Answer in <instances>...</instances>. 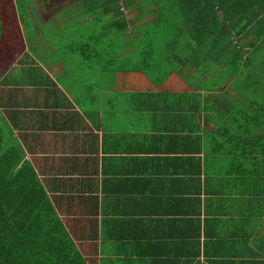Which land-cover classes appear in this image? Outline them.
I'll return each instance as SVG.
<instances>
[{
    "label": "crops",
    "instance_id": "crops-1",
    "mask_svg": "<svg viewBox=\"0 0 264 264\" xmlns=\"http://www.w3.org/2000/svg\"><path fill=\"white\" fill-rule=\"evenodd\" d=\"M109 1L10 0L25 46L0 52L2 138L87 264H264V138H252L264 136V114L250 117L241 101L223 108L246 53L264 58L251 31L264 3L231 6L241 25L251 20L231 36L242 50L228 72L201 40L173 61L158 40L112 36ZM107 30L93 50L91 35ZM39 41L45 52L33 51Z\"/></svg>",
    "mask_w": 264,
    "mask_h": 264
},
{
    "label": "trees",
    "instance_id": "trees-1",
    "mask_svg": "<svg viewBox=\"0 0 264 264\" xmlns=\"http://www.w3.org/2000/svg\"><path fill=\"white\" fill-rule=\"evenodd\" d=\"M261 1L264 3V0ZM109 2L111 4L109 30L113 32L112 36H118L119 32L124 34L130 31L132 39L135 41L138 37V41L144 43L140 47L147 48L149 45L145 43L158 40L162 53H166V57L173 61L179 60L193 41L201 40L204 45L206 43L208 50L215 52L216 59L222 61L228 72L232 69L230 62L232 55L240 57L242 50V47L237 49L231 36L233 33L239 34L243 30H248L251 20L245 16L242 25L236 21L234 17L236 13L230 10L238 0H110ZM153 4V8H149ZM136 8H139L137 19L141 20L135 23V16L124 21V10ZM219 11L222 13L221 17ZM105 12L107 13L106 9ZM14 15L13 12V17L7 19L5 25L0 22V52L4 50L1 34L11 24L18 29V35L13 39L21 38V48L25 46ZM117 17L122 18L121 24L114 25L113 22ZM1 18H4L2 14H0ZM129 22L135 24L129 25ZM252 29L254 37L252 43L256 40L258 47L262 48L264 23L261 21V16ZM107 33L108 30L105 34L91 35L95 41L93 50L102 45L103 37ZM12 45V43L7 44L6 50L16 51L15 47H11ZM111 47H109L110 52H115ZM105 48L107 49L106 46ZM256 48L246 53L241 63L242 69L237 75L234 74L230 81L229 87L236 89L238 96L232 95L231 89L224 91L226 96L223 102L224 109L229 101H234L235 104H238L236 101H241L242 104L253 105L255 111L253 115L248 113L250 117L264 114V103H262L264 58L257 57L260 51ZM3 71L6 72L4 68L0 70ZM208 115L215 117L213 113ZM252 124L256 127L260 126L257 122ZM229 126L231 129L234 128L232 125ZM2 129L4 131L5 125L0 124V264H87L86 258L76 249L53 206L48 202L49 197L41 186L37 173L28 162L23 161V155L18 149L5 143ZM241 130H243L242 125ZM241 135L238 136L239 139L246 142V136ZM215 137H218L216 133L208 131V139L214 141ZM228 138L232 137L228 135ZM252 138L258 142V139H263L264 136L256 133Z\"/></svg>",
    "mask_w": 264,
    "mask_h": 264
},
{
    "label": "rangeland",
    "instance_id": "rangeland-1",
    "mask_svg": "<svg viewBox=\"0 0 264 264\" xmlns=\"http://www.w3.org/2000/svg\"><path fill=\"white\" fill-rule=\"evenodd\" d=\"M8 1L10 2V0H0V14H2L3 16H4V18H1L0 19V22H2V24L3 25H5V23L4 22H6V20L7 19H10V18H12L13 17V9L15 10V8L16 7H18L17 5L14 7V6H12V3L10 2V5L8 6L6 3H8ZM19 8V7H18ZM14 13H15V15L16 14H22L21 12H17V11H14ZM131 14H133V12H128L127 13V16H130ZM22 16H21V18H20V20L22 21ZM22 25H24V23L22 22ZM48 33H49V31H48ZM48 33L46 34V36L48 35ZM18 35V29L17 28H15V25H13V24H11V26L9 27V28H7L2 34H1V42L3 43V46H4V51H7L6 50V48H7V44H10V43H12L13 45L11 46L12 48L13 47H15V49L16 50H19L20 48H21V44H22V41H21V38H19V39H13V38H15V36H17ZM49 35H51V33H49ZM54 35H56L55 33H52V38H53V36ZM111 34H109V36H110ZM10 37H12V39H10ZM39 39H41V40H43V41H46V40H48V41H50V39H43V38H39ZM53 40H54V38H53ZM21 41V42H20ZM43 41H39V42H37V43H35V46H36V49L34 48V47H32V49H33V51H39L40 50V52H45V44H44V42ZM57 44V43H56ZM127 47H129V45L127 46ZM134 47V46H133ZM127 50L125 49L124 51H123V53L124 54H127ZM6 61L5 60H3V59H0V65L1 64H4ZM121 64H123V65H129L128 63H126V61L125 60H122L121 59V61H119ZM128 62H131V63H136L137 61H133V60H130V61H128ZM72 65V64H71ZM72 68H73V65H72ZM72 80H73V83L75 82V80H74V78H73V76L72 77H70ZM69 78V79H70ZM72 80H71V82H72ZM72 83V84H73ZM125 86V85H124ZM123 85H122V87L123 88H125ZM128 91H130L131 89H127ZM121 101H122V99H120Z\"/></svg>",
    "mask_w": 264,
    "mask_h": 264
}]
</instances>
